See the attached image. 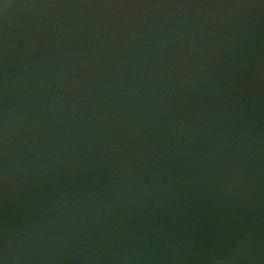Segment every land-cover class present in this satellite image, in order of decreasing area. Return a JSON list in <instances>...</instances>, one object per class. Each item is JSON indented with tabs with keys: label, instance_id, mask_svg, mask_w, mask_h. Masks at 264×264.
<instances>
[{
	"label": "water",
	"instance_id": "water-1",
	"mask_svg": "<svg viewBox=\"0 0 264 264\" xmlns=\"http://www.w3.org/2000/svg\"><path fill=\"white\" fill-rule=\"evenodd\" d=\"M264 0H0V264H263Z\"/></svg>",
	"mask_w": 264,
	"mask_h": 264
},
{
	"label": "built area",
	"instance_id": "built-area-1",
	"mask_svg": "<svg viewBox=\"0 0 264 264\" xmlns=\"http://www.w3.org/2000/svg\"><path fill=\"white\" fill-rule=\"evenodd\" d=\"M264 264V263H263Z\"/></svg>",
	"mask_w": 264,
	"mask_h": 264
}]
</instances>
